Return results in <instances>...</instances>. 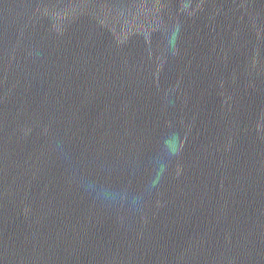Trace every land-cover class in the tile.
<instances>
[{
	"label": "water",
	"instance_id": "obj_1",
	"mask_svg": "<svg viewBox=\"0 0 264 264\" xmlns=\"http://www.w3.org/2000/svg\"><path fill=\"white\" fill-rule=\"evenodd\" d=\"M0 264H264V0H0Z\"/></svg>",
	"mask_w": 264,
	"mask_h": 264
}]
</instances>
